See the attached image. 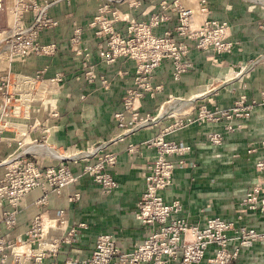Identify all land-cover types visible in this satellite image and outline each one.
I'll list each match as a JSON object with an SVG mask.
<instances>
[{
	"label": "crops",
	"instance_id": "0c3cea01",
	"mask_svg": "<svg viewBox=\"0 0 264 264\" xmlns=\"http://www.w3.org/2000/svg\"><path fill=\"white\" fill-rule=\"evenodd\" d=\"M140 1V8H131L127 3L114 4V7L129 11L139 18L141 11L160 8L158 4L165 0ZM99 5L100 0H69L54 5L49 14L58 20L59 25L51 31L43 32L41 40L45 43H57L58 54L52 58L33 56L14 64L18 71L27 74L47 66L49 75L60 71L70 75L58 102L60 118L52 121L57 126L51 135L52 143L63 148L74 146L83 150L86 147L102 145L104 152H115L118 156L117 165L111 173L119 187L110 194H104L98 184L82 173L83 164L79 162L69 164L79 178L75 184L64 189L62 195L49 193L45 204L38 203L44 196L40 189L27 195L19 207L17 223L12 230H8L1 219L2 213L9 210L10 205L7 202L1 203L0 237L9 234L12 240L26 236L36 215L58 221V226L50 232L52 238L62 237L73 225L86 224V228L78 230L72 245H62L59 254L54 258L59 263L75 256L83 259L89 257L95 248L96 238L101 234L115 236L126 251L133 250L143 240L146 229L135 218L134 211L145 191L146 172L156 150L143 149L141 154L131 155L128 145L155 139L162 133L165 123L171 124V120L168 122L169 119L163 118L153 127H141L121 137V140L115 138L119 131L114 114L122 111L123 95L130 85L122 79L110 92L88 94L85 101L80 99L81 94L88 92L83 80L74 79L72 75V72L78 71L80 61L72 55L68 47L72 21L69 14H73L74 19L79 22L86 23L89 20L86 17L91 16ZM209 6L208 18L227 21L231 25L230 40L238 43L235 49L231 54L220 56L215 62L211 53L192 48L191 57L195 66L181 82L173 81L168 65L163 64L157 72V81L163 91L155 99L147 98L143 101L142 113L156 114L167 104L165 113L179 106L184 110L185 105H194L195 99L201 96L198 94L200 90L207 89L208 84L216 79L223 81L218 88L220 96L212 98L210 105L215 103L220 108H232L237 99V91L244 81L254 89L251 95L258 100V92L264 89V62L257 64L259 60H264L263 2L210 0ZM173 19H176V15H173ZM85 38L90 51L95 53L97 43L94 35L88 33ZM232 66L239 69L241 76L238 74L232 80L225 81V75L232 70ZM106 72L114 76L117 70L106 69ZM234 90L237 93L235 96L232 94ZM171 97L173 100L169 104L167 101ZM235 121L234 125H241L242 128L225 134L221 146H213L207 142L208 132L222 131L221 128L209 124L195 123L165 135L166 140L187 143L192 147V152L185 158L186 165L175 170L173 186L166 189L163 196L168 203L173 200L181 201V215L191 224H204L209 218L220 217L260 232L264 229V214L243 209L240 201L255 186H261L264 196V172L260 173L247 160L248 149L258 150L260 140L264 137V106L255 107L249 119ZM26 149L29 151V146ZM10 151L13 152L10 145H0V163L5 156L3 154ZM255 156L252 155L251 159L256 158ZM177 159L172 158L173 161ZM45 163L48 164L47 160ZM2 167L0 165V178ZM75 194L80 195L78 200L73 199ZM61 210L65 212L62 224L58 216ZM213 250L214 247H210L201 264H210ZM51 261L52 259L46 257L43 264ZM236 264H264V244L256 243L252 248L242 250Z\"/></svg>",
	"mask_w": 264,
	"mask_h": 264
},
{
	"label": "built area",
	"instance_id": "2783aa9c",
	"mask_svg": "<svg viewBox=\"0 0 264 264\" xmlns=\"http://www.w3.org/2000/svg\"><path fill=\"white\" fill-rule=\"evenodd\" d=\"M63 1L69 2V0H41V2L38 0H0V20L3 12L10 16V29L0 38L1 48L5 50L0 53V57L3 55L5 57L2 60H8L10 64L18 60L26 61L33 56L54 54L55 48L51 45H43L40 39L43 32L51 31L58 25L57 20L49 14V10ZM108 1L115 2L114 0ZM129 1L131 8L142 6L140 0ZM193 1L196 3L198 12L208 16L210 0ZM158 6L165 9L167 3L164 1ZM178 7L181 6L178 5L177 9ZM192 14L193 11L190 8H184L183 15L189 20ZM130 19L129 16L117 17V20L122 21H130ZM192 20L195 21V18ZM205 23L210 30H206L208 36L205 45L202 46L204 50L209 45L218 46L220 43L215 51L223 54L231 53L235 43L228 41L231 32L229 22L207 18ZM262 29L264 30V26ZM14 76L17 87H14L12 91L10 88L11 75H0V145L12 146L17 143L19 146L12 159L8 160L10 162L0 163L5 168L4 176L0 178V206L3 202L10 205V209L2 213L1 219L8 230L16 226L19 207L29 193L40 189L44 196L38 203L45 204L49 193L60 196L64 189L77 182L79 176L74 174L69 164L86 163L82 173L98 184L104 194H110L118 188L117 181L111 173L117 165L118 158L113 152L102 155L100 146L84 157L77 156L80 152L74 154L73 157H62V159H52L47 154L36 156L38 153L36 151L23 153L25 145L21 143V136L18 134L21 127L19 121L25 119H23L24 116L18 104L22 101H31L34 91L25 89V87H32L40 82L30 76ZM17 96L20 97L17 98ZM48 97L51 96L44 94L41 101L45 105H53V101ZM241 103L236 102L235 106L229 109L217 108L219 113L207 118V122L237 118L238 114L232 113L231 110L237 113L235 107L240 106ZM124 108L125 111L132 112L129 114L130 119L124 121L125 113L116 114V118L120 119L117 126L125 129L123 132L125 136L139 129L138 126L142 124L139 125L136 122L139 117L135 102L128 100ZM202 115H205V110ZM51 116L52 118L57 117L56 114H51ZM149 119L150 117L140 120L147 122ZM166 119H174L175 122L161 136L142 144L128 145V152L131 155L141 154L143 149L156 150V155L148 165L146 172L145 191L134 211L135 218L142 223L146 231L143 240L133 250L126 251L122 248L112 234H101L96 239L95 248L90 257L86 259L69 258L66 262L59 263L54 258L59 254L62 245H72L78 230L86 228V225H73L62 237L52 238L50 232L58 226V221L36 215L25 237H18L15 240L10 239L9 234L0 237V264H43L46 257L52 259L49 264H201L210 247H214L213 257L209 259L210 264H236L242 249L252 248L256 243L264 244V229L258 232L220 217L209 218L204 224H191L182 217L183 210L179 200H173L170 203L165 200L163 192L173 185L175 170L186 165V155L191 152V146L187 143L166 140L165 135L169 131L193 125L195 120L185 114ZM35 129H38L37 125ZM46 129L48 134L51 133L49 122ZM26 130L29 137V131ZM234 130L229 126L226 132L214 131L208 136L212 142L220 144L225 134ZM37 142L38 140L32 139L28 145H39ZM170 154H174L178 158L177 161L168 160L167 155ZM46 160L48 164L45 163ZM257 168L264 170V160L257 165ZM79 198L80 195L75 194L73 199L78 200ZM258 198H261L260 188L255 187L248 193L241 206L264 214V200H260L262 202L260 203ZM261 205L262 207L259 208ZM64 215V211L58 212L61 224L64 223L62 221Z\"/></svg>",
	"mask_w": 264,
	"mask_h": 264
},
{
	"label": "rangeland",
	"instance_id": "374dc122",
	"mask_svg": "<svg viewBox=\"0 0 264 264\" xmlns=\"http://www.w3.org/2000/svg\"><path fill=\"white\" fill-rule=\"evenodd\" d=\"M114 1L115 2H109L108 0H100L99 7L93 12L91 16L86 17L89 19L88 21H86V23L79 22L78 20L74 19L73 14H69L72 21L69 29L70 35L68 37V47L72 55H74L76 58H79L80 61L78 71L72 72V75L75 77L74 79L83 80L87 88L86 92L88 93L84 92L80 96V99L82 101H85L87 99L88 94L112 91L120 79L130 84L126 88L125 93L123 95L122 111L115 112L114 114L116 126L118 122H120V119L116 118V114L125 113L124 121H128L130 119L129 114H131L132 112L125 111L124 108V105L128 100L135 102L139 117L136 122L139 125L142 124L141 126H138V128L153 127L158 123L159 120L163 118H169V112L173 111L174 109H178L183 111L179 115L185 114L186 116L195 119L193 124H209L213 127L221 128L222 131L217 132H226V129L229 126L235 129L234 131L227 132L226 134L234 133L239 128H242L241 125H234L236 119H249L251 117V112L255 107L264 106V89L258 92L257 100V98H254L251 95L252 92H254V89L248 83H246V81H244V83L240 86V92L237 91V94L234 90L232 93L234 96L237 94V99L233 102V106H235L236 102L243 103H241L240 106L235 107L237 109V113L230 109L232 113L238 114V117H234L233 120L219 119L217 122L208 123L207 118H209L210 116H214V114H218L219 111L217 110V108H220L219 106L215 105V103L214 105H210V100H212V98L216 99L218 96H220V94L218 93V88L221 86L223 81L216 79L213 80L210 84H208L207 89L209 91L205 89V93L195 99L194 105L192 104L191 106H186L184 104V110L183 108L181 109L179 106L174 107L172 110L168 111V113H165V110L167 109L168 105L167 104L166 106H162L161 110H159V112L156 114L142 113L141 109L143 101H145L147 98L155 99L157 95L163 91L162 86L159 85L157 81V72L163 64L166 63V65H168L173 81L181 82L184 76L188 74L195 66L191 57L192 48H196L198 51L201 52L211 53V56L215 58V62L218 61L220 56L225 54L218 53L217 51H215L220 45V43H218V46H216V44L209 45L205 50L202 47L205 45L206 38L208 36L206 30H210L209 28H207L205 23L208 17L206 14L198 12L196 8V3L193 0H187V2L185 0H174L173 2H168L165 0V2L167 3V8L163 9L160 6V8H156L153 10H143L141 11V14L138 15L139 18L134 17V15L130 14L129 11H123L119 8L114 7V4L124 3H127L129 6V0ZM178 5L181 7H178L177 9ZM184 8H190V10L193 11V14L190 16L191 20H189L186 16L183 15ZM173 15H176V21L173 19ZM125 16H129L131 18L130 21L117 20V17L124 18ZM53 18L56 19L55 17ZM194 18L195 21L192 20ZM58 25L56 27H58ZM9 27L10 16L6 12H3L1 14L0 20V38L5 35V32L9 31ZM88 33L94 35L95 37L97 43L95 53H92L90 51V47L86 43L85 36ZM229 36H231V34H229ZM40 41L45 46L51 45L52 48H55L56 51L52 55L44 54L42 56L37 57L52 58L58 54L59 46L57 43H45L41 39ZM228 41H231L230 37H228ZM231 42L235 43L233 48L234 50L238 43H236L235 41ZM1 47L2 45L0 44V53H3L5 50ZM2 58H5L4 55L0 57V70H2L0 71V75H11L10 88L12 89V91H14V87H17L14 81V75H21L22 77H34L36 81L40 82L39 84L35 83L32 87L26 86L25 89L34 91L32 100L29 102L22 101L18 104L20 112L22 116H24L23 119H25L24 121H19L21 127H18V135L21 136V143H23L25 147L30 146L28 145L30 140H38V144L49 145L50 147H53L54 150H52L54 152L57 151L56 153L58 154L60 153L63 158H69L71 156L73 157V155L77 154V152H80V154H78L77 156L84 157L86 155L91 154L93 152V149L99 148V145L86 147L84 150L78 148L73 149L74 146H67L66 148H63L57 146L51 141V135L55 132V129L57 127L56 125L52 124V121H56L60 118L58 102L60 99V95L65 90L64 88L66 86L67 81L69 80V74L60 71L49 75L47 66L37 70L35 73L27 74L18 71L16 67H14V64L17 61L8 64V60H2ZM262 62H264V60L261 59L258 61L257 64ZM103 68L111 69L113 71L117 70L116 75H110L106 72V69ZM232 70L235 72V76H238V74H240L239 69L233 66ZM44 94L51 96L48 97V99L53 101V105L43 104V102L41 101V97ZM19 97L20 96H17V98ZM172 100L173 98L171 97L167 102L170 104ZM203 110H205V115L201 116ZM163 112L165 113L164 116L162 115ZM51 114H56L57 117L52 118ZM147 117H150L149 121L147 122H142L140 120L141 118L146 120ZM48 122L52 129L51 133L49 134L47 133L46 129ZM168 122H170L171 124L167 125V123H165L162 133L165 132L166 129H168L169 126H171L175 122V120L169 119ZM36 125L38 128L37 130L35 129ZM26 129H28L29 131L30 138L27 135L28 132ZM117 130L119 131V134L115 138L121 140V137H124L123 132L125 129L119 128L117 126ZM171 132L174 131H169L167 134ZM211 132H208V134H210ZM161 134L159 136H161ZM209 137L210 136L207 135V142L213 146H221L225 139L224 136L223 139L220 141V144H216V142H212ZM10 147H13V152L10 151L3 154L5 156L1 163L10 162L8 160L12 159V156H14L16 149L19 146L16 143L15 145L13 144ZM258 148V150L257 148L248 149L247 154L249 155V158L247 160L250 164H253V166H255V168L260 173H263L264 170L258 169L257 165L260 162H263L264 160V137L260 140V146ZM101 151L102 155L108 153L107 151L104 152L103 149H101ZM81 152L83 153L81 154ZM190 153L186 155V157L189 156ZM40 155L42 154L37 153L36 156ZM252 155H256V158L251 159ZM51 157L52 159H56L55 156ZM173 157L176 156L174 154L167 155L168 160L173 161ZM81 163L83 164L82 169H84L86 163ZM2 169L3 173L1 177H3L5 174V168L2 167ZM255 187L260 188L261 198H258V201L260 202V200H264V196H262V188L261 186ZM248 193L240 201V206L244 202V199L247 198ZM179 202L183 210V204L181 203V201ZM261 207L262 205L259 208ZM242 208L245 210L249 209L246 206ZM247 249L250 248H245V250ZM73 258L80 257L75 256Z\"/></svg>",
	"mask_w": 264,
	"mask_h": 264
},
{
	"label": "bare ground",
	"instance_id": "6f19581e",
	"mask_svg": "<svg viewBox=\"0 0 264 264\" xmlns=\"http://www.w3.org/2000/svg\"><path fill=\"white\" fill-rule=\"evenodd\" d=\"M186 2H187V0H185ZM257 1V0H256ZM260 1H262V2H264V0H260ZM188 6H189V4H188ZM194 6V5H193ZM262 6V5H261ZM234 72V71H233ZM232 72V70H230V72H228L226 75H225V78H224V80L226 81V80H232L233 78H234V73ZM208 87V86H207ZM206 87V88H207ZM204 90H205V88L204 89H202V90H200V92L198 93L199 94V96L200 95H202V94H204L205 92H204ZM198 91V90H197ZM207 91H209L208 89H207ZM192 96V95H191ZM198 96V95H197ZM182 109V108H181ZM183 111L182 110H178V109H174L173 111H171V112H167L168 113V115H170L169 117H172V116H175V115H179L180 113H182ZM27 148V147H26ZM25 148V150L26 151H23V153H26L28 150ZM53 147H50L49 145H37V144H35V145H30L29 146V151H36V152H38V153H45V154H47V155H50V156H55L56 158H62L63 156L62 155H60V153L58 154V153H56V152H54L53 150Z\"/></svg>",
	"mask_w": 264,
	"mask_h": 264
}]
</instances>
